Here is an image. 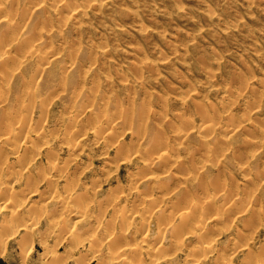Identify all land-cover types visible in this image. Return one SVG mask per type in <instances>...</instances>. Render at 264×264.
I'll return each instance as SVG.
<instances>
[{
	"label": "clouds",
	"instance_id": "9594fccd",
	"mask_svg": "<svg viewBox=\"0 0 264 264\" xmlns=\"http://www.w3.org/2000/svg\"><path fill=\"white\" fill-rule=\"evenodd\" d=\"M258 194L264 0H0V264H231Z\"/></svg>",
	"mask_w": 264,
	"mask_h": 264
},
{
	"label": "bare ground",
	"instance_id": "6f19581e",
	"mask_svg": "<svg viewBox=\"0 0 264 264\" xmlns=\"http://www.w3.org/2000/svg\"><path fill=\"white\" fill-rule=\"evenodd\" d=\"M46 81H47V84L45 83ZM40 84H41V87L42 88H45V89L54 87L55 86V78L54 77H50L47 73H45L44 77L40 80ZM18 87H20V85L18 84V82L17 81H13V84H12V91H13V93L16 92V90L18 89ZM58 104H59V101H57L56 104H54L52 106V108L50 109V111L51 112H55L56 111V107H57ZM37 115H38V113H37ZM257 115H259V113ZM34 119H35V116H34ZM87 139L88 138L85 137V138H82L80 141H77V144H76V150L77 151H79L80 144L85 143V141ZM57 144L59 145V141L57 142ZM70 147H71L70 145H68V146L59 145V148H63V152L61 153V156L62 157L63 156H66V154L70 150ZM53 148L56 149L57 151H59V148H57L56 145H54ZM6 151H8V150H6ZM51 154L52 153H50L48 149H44L43 150V153L40 156V159L36 161V165H40L42 163H47V156L48 155H51ZM23 155H24V158L27 159L28 156L30 155V152L29 151H24L23 152ZM60 183L62 184L63 181H61ZM19 187H20V185H17V188H19ZM29 187H31V184H29ZM47 187H48V185H43L41 187V193H43L44 190ZM105 187L106 186H102L101 191H104L105 190ZM39 199H40V193L34 194L32 196V200H39ZM123 199H124V197H123V194H122L120 197H117L115 203L117 205L118 204H122ZM257 200H264V196H261V195L258 194L257 195ZM113 207H115V205H113ZM255 207H256V201H253V208H255ZM241 220H244V223L243 224H241L239 220L235 221V226L233 227L232 231L229 232V233H227L223 237V239L224 238H225V240L227 239L225 241L226 243H222L221 244L222 246L221 245H218V247L219 246H221V247L219 248V252H217L216 256L212 258L213 260H223L226 257H229L227 255V252H228V254H232L233 255L235 242L237 240H241L240 233H243L244 235H247V236H252V232L255 231V235L252 237L251 244L249 246H252L253 244L255 245V244L258 243L257 241H260V238L264 234V228H259V230H256L259 227V219L256 216V214L253 211L250 210L248 212V214H247L246 217H241ZM187 226H188V222H186L185 224L181 225L179 231L183 232ZM224 226H225L224 222H219V221L213 220L209 224L208 231L206 232V238H208V239L214 238L216 235H218V232L216 231V229L222 228ZM80 227H85L86 230H87L86 217L77 218L76 219V222L73 225V231L79 230ZM197 227H198V225H197ZM237 228L240 229V233L237 232ZM229 237H231L232 239L229 240ZM146 239H147V237H146ZM242 242L243 241L241 240V243ZM68 243H69L68 239L65 238L64 243L61 245V248L67 247L68 246ZM185 244L187 245L188 248H192L193 246H195V245L198 244V240L196 239L195 236H189L187 238V240L185 241ZM249 246H246L245 248H243L239 253H241V252H248V247ZM45 247H47V244H45ZM182 254H183V252L180 253L177 256V259L180 260ZM221 254H223V255H221ZM77 255H79V253H77ZM93 263L96 264V261H93ZM160 264H167V260L166 259L161 260L160 261ZM244 264H245V262H244Z\"/></svg>",
	"mask_w": 264,
	"mask_h": 264
},
{
	"label": "rangeland",
	"instance_id": "374dc122",
	"mask_svg": "<svg viewBox=\"0 0 264 264\" xmlns=\"http://www.w3.org/2000/svg\"><path fill=\"white\" fill-rule=\"evenodd\" d=\"M157 33H158V30H157ZM156 38L163 39L162 37H154V39H156ZM223 240L226 241L227 239L225 240V238H224ZM257 242L258 243L260 242V243L259 244L257 243L255 245L254 244L252 245V246L255 247V252H253V254H251V255H249L248 252H241V253H238L236 255L228 254V252H227V255L229 257H232L231 264H244V262H245V264H250V261L252 260L253 256L257 260H259L261 258V256H262V253L260 251V245H261V243H264V234L260 238V241H257ZM221 246H219V248ZM183 259H184V253L182 254L180 260H183ZM93 264H95V263H93Z\"/></svg>",
	"mask_w": 264,
	"mask_h": 264
}]
</instances>
